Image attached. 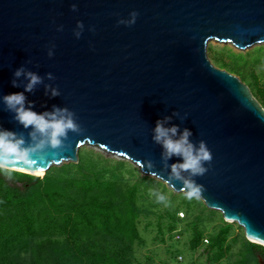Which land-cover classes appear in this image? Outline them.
I'll return each mask as SVG.
<instances>
[{
  "label": "water",
  "instance_id": "95a60500",
  "mask_svg": "<svg viewBox=\"0 0 264 264\" xmlns=\"http://www.w3.org/2000/svg\"><path fill=\"white\" fill-rule=\"evenodd\" d=\"M134 10L135 25L117 24ZM77 21L85 25L80 39ZM211 41L239 50L264 44V0H0V96L23 90V77L21 88L11 80L24 66L61 92L50 99L40 84L26 94L37 112L52 105L75 112L84 131L69 133L70 147L49 157L43 176L78 163L89 146L186 194L179 182H167L162 149L152 141L156 121L172 116L167 126L189 128L191 140L205 141L212 153L209 171L195 178L205 189L200 199L264 246V107L239 77L212 63ZM2 108L0 124L24 131Z\"/></svg>",
  "mask_w": 264,
  "mask_h": 264
},
{
  "label": "trees",
  "instance_id": "16d2710c",
  "mask_svg": "<svg viewBox=\"0 0 264 264\" xmlns=\"http://www.w3.org/2000/svg\"><path fill=\"white\" fill-rule=\"evenodd\" d=\"M252 78L253 89L264 101L260 78ZM90 161L80 156L78 164L55 167L43 178L15 174L8 180L0 175V264H135V244L143 240L139 222L148 211L139 204L140 184H127L116 169L107 178L109 172L97 171ZM71 167L77 173L69 174ZM147 180L168 190L155 179L142 181ZM173 198H182L189 209L186 195ZM178 213L171 204L161 216L170 220V232L175 231ZM221 219L223 226L210 239L216 259L223 256L232 229L222 215ZM193 226L195 249L204 234L196 223ZM245 241V264H260L264 246Z\"/></svg>",
  "mask_w": 264,
  "mask_h": 264
},
{
  "label": "clouds",
  "instance_id": "9594fccd",
  "mask_svg": "<svg viewBox=\"0 0 264 264\" xmlns=\"http://www.w3.org/2000/svg\"><path fill=\"white\" fill-rule=\"evenodd\" d=\"M71 10L78 11V6L72 4ZM138 16L139 12L134 10L128 18L118 19L117 24L132 27ZM84 29L83 21H77L73 30L76 39L82 37ZM57 31H63V26H59ZM89 31H95V28L91 27ZM55 47V44L48 47L50 59L55 55ZM12 76L13 88H21V77L26 83H23L22 91L0 96V104L3 105L2 110L10 113L13 121L24 131L16 132L0 124V175L8 180H12L15 174L42 176L45 171L42 165L49 161V157H55L70 147L65 144L69 133L80 135L84 129L77 122L75 112L67 107L52 105L51 110H35L36 102L29 100L26 94H34L37 86L44 84V77L24 66L18 67ZM46 78L52 82L56 79L51 72L46 74ZM44 91L50 99L61 95L53 83L44 84ZM173 116H179V112H174ZM172 119V116H165L156 121L152 129V141L162 149L160 157L162 170L168 175L167 182L172 185L173 182H179L183 185L187 199L199 200L205 189L195 178L209 171L205 164L210 166L213 156L205 141L201 140L197 144L191 140L193 132L189 128L181 131L177 124L167 126ZM174 157L178 158L176 162L169 164ZM151 195L157 204L169 206V196L164 192L153 190Z\"/></svg>",
  "mask_w": 264,
  "mask_h": 264
},
{
  "label": "rangeland",
  "instance_id": "374dc122",
  "mask_svg": "<svg viewBox=\"0 0 264 264\" xmlns=\"http://www.w3.org/2000/svg\"><path fill=\"white\" fill-rule=\"evenodd\" d=\"M208 57L216 67L239 77L251 90L253 89L252 75H257L260 78V87L264 91V44L255 45L246 50H239L231 44L211 41L208 44ZM253 95L264 107L263 98L257 93L256 89H253ZM80 156L87 160L91 159L90 162L98 166L97 171L102 169V171L109 172L106 175L107 178L111 176L110 171L116 169V174L121 175L127 184H140L139 204L148 211L146 215L141 217L139 222V231L143 240L135 244V264H245L244 261H247L245 257V240L247 238L244 229L236 223H230L232 229L225 244V252L220 259H216L217 250L209 248L210 239L218 233L224 222L221 219L222 214L220 212L211 213L204 209L201 199L190 200L191 203L189 209H187L182 198H173L175 194H186L175 193L162 181L143 175L140 169L130 161L119 159L89 146L80 149L79 160ZM119 162H124L125 165L120 167ZM78 163H64L62 166ZM68 170L70 171L69 174L77 173V170L73 167ZM39 177L43 178L44 176ZM144 177L163 183L168 190L157 185V183L149 182V180L142 181ZM153 190L164 192L169 196V206L172 204L173 209L179 208V219L175 223L174 232L169 231L170 220L161 218L169 206L165 207L162 204H157L155 198L151 195ZM194 223L198 225L199 230L204 234L203 241L195 249L191 244L195 232ZM179 256H182L183 259L180 260Z\"/></svg>",
  "mask_w": 264,
  "mask_h": 264
},
{
  "label": "bare ground",
  "instance_id": "6f19581e",
  "mask_svg": "<svg viewBox=\"0 0 264 264\" xmlns=\"http://www.w3.org/2000/svg\"><path fill=\"white\" fill-rule=\"evenodd\" d=\"M43 176V175H42ZM250 240H252L253 242L259 243L257 240L253 239L250 237Z\"/></svg>",
  "mask_w": 264,
  "mask_h": 264
},
{
  "label": "built area",
  "instance_id": "2783aa9c",
  "mask_svg": "<svg viewBox=\"0 0 264 264\" xmlns=\"http://www.w3.org/2000/svg\"><path fill=\"white\" fill-rule=\"evenodd\" d=\"M178 238H180V236H178ZM206 242L208 243L209 241L207 240ZM179 259L182 260L183 257L182 256H179Z\"/></svg>",
  "mask_w": 264,
  "mask_h": 264
}]
</instances>
